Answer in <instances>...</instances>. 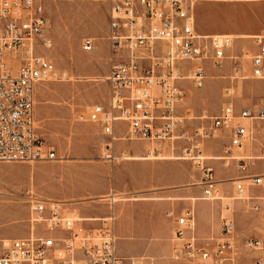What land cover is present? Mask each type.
Listing matches in <instances>:
<instances>
[{"label":"built area","instance_id":"2783aa9c","mask_svg":"<svg viewBox=\"0 0 264 264\" xmlns=\"http://www.w3.org/2000/svg\"><path fill=\"white\" fill-rule=\"evenodd\" d=\"M108 1L109 98L80 114L82 120L98 123L108 137L105 158L114 160L116 139L147 141V155L159 151V144L170 142L174 147L181 141L180 158L192 160L202 174V198L220 199L221 180L205 163L202 145L206 138H222L223 165L235 164L241 173L236 178V199L259 211L260 204H251L252 198L245 195L244 182L261 185L264 179L261 172L246 174L255 160L264 163V95L254 108L245 104L238 107L225 90L219 112L204 111L191 132L186 128L190 111L178 110L185 98L180 81L192 79L197 88H203L207 61L222 68L231 59L234 70L241 69L238 56L229 54L236 38L229 33H200L195 16L197 0ZM251 38L255 49L249 50L247 58L250 74L264 80V33ZM52 46L43 0H0V161L57 158L55 148L39 134L35 114L36 87L42 81L68 76L41 52ZM83 48L91 51L94 39L86 38ZM116 132L124 134L117 138ZM254 151L259 154H251ZM29 211L28 236L0 238V264H137L136 259L118 254L114 213L94 216L101 223L89 225L95 220L82 216L66 202L39 197L30 198ZM166 215L175 224L172 257L186 261L184 264H244L243 249L264 252V238L246 236L240 242L231 215L222 217V237L215 244L214 237L199 240L195 235L193 207ZM259 262L264 264V257ZM146 264L155 263L149 259Z\"/></svg>","mask_w":264,"mask_h":264},{"label":"rangeland","instance_id":"374dc122","mask_svg":"<svg viewBox=\"0 0 264 264\" xmlns=\"http://www.w3.org/2000/svg\"><path fill=\"white\" fill-rule=\"evenodd\" d=\"M43 3L53 46L47 50L41 49V52L51 58L58 70H65L68 74L65 80L42 81L35 91L38 131L55 148L57 158L34 162L0 161V232L7 235L24 233L22 236L0 235V238L29 235L31 197L64 201L69 207L80 211L82 216L114 213L119 255L121 241L151 238L150 235L146 237L131 232L124 236L121 205L134 207L132 213L136 217L139 213L148 212L154 214L159 224L167 221L171 228L172 246L175 244L172 232L175 224L167 218L166 207L176 214L185 208H195L194 232L197 234V205L200 203L210 207V217L215 215L212 227L219 235L215 236L213 244L222 237V217L228 215L235 219L240 242L246 236L264 238V179L261 185L244 182L247 187L245 195L252 198L251 204H260L259 211L246 207L243 200L234 198L238 196L235 181H238L236 178L241 173L235 164L226 167L221 159L214 158L223 154L222 138H206L202 145L203 155L207 157L205 163L213 167L215 178L221 180L220 199L202 198L203 179L200 170L192 160L178 158L182 156L181 141H176L174 147L170 142L159 144V151L156 152L159 158L127 159L136 155L146 157L148 142L116 139L114 160L105 158L104 143L108 137L103 134L98 123L82 120L80 114L87 113L94 103H105L109 98L106 78L111 55L107 38L109 1L43 0ZM195 16L201 33H264V0H199L195 5ZM86 38L94 39L91 51L83 48ZM244 49H255L251 37L236 38L229 50L230 55L238 56L241 67L243 63L246 65L241 73L235 72L231 59L223 68H215L207 61V78L203 88H197L192 79L180 81L185 98L178 110L180 113L190 111L186 120L189 132L199 124L198 116L204 111L213 115L219 112L225 101L226 88L232 89L231 95L238 107L245 104L254 108L264 95V80L239 76L251 75L249 59L242 60L240 57ZM123 134L116 132L115 136L119 138ZM251 154L258 155L259 151ZM254 162L246 174L264 173L263 160ZM110 193L116 195L114 200L109 196ZM101 195L107 198L98 199ZM226 203L231 204L229 211ZM100 223L88 222L89 225ZM242 252L244 264H263L259 261L264 257V252L245 249ZM172 256L173 248L164 260L157 261L142 255L136 257V261L137 264H146L149 259H153L155 264L186 263Z\"/></svg>","mask_w":264,"mask_h":264},{"label":"crops","instance_id":"0c3cea01","mask_svg":"<svg viewBox=\"0 0 264 264\" xmlns=\"http://www.w3.org/2000/svg\"><path fill=\"white\" fill-rule=\"evenodd\" d=\"M204 34H208V33H204ZM231 35H233L235 38H239L236 36L239 34H231ZM249 35L252 36L254 34L249 33ZM244 67L246 69V65H244ZM136 156H133V157H136ZM220 156H216L214 158L220 159ZM144 158L148 159L147 157H144ZM103 196H106V195H103ZM192 199H195V197H193ZM132 208L134 207L127 206V205L120 206V209H122V212H123L120 216L122 218V221L125 224L124 233L126 234H124V236L126 237L127 234H130L131 232L133 234L144 235L146 237L150 235L149 237L151 238H149V240H146V238L127 240L123 236L125 240H123L124 242L123 241L120 242V249H119L120 255L126 259L128 258L136 259V257L147 255V256L155 258L157 261L162 260L165 257L167 258L170 255L171 249L173 248L172 239L170 237L171 228L169 227V223L164 220L163 222L159 224L158 223L159 221L153 217L154 214L152 213L149 214L148 212L139 213L138 216L136 217L132 213ZM166 208L168 209L166 213L168 211H174L172 209H169V207H166ZM182 210H179V212H181ZM197 212L199 215V227L197 229V234L195 232L194 233L198 237V239L203 240L204 238H207L210 236L214 238L215 236H218L219 232L217 230L215 231L214 228L212 227L213 220L215 222V215L212 214L210 217V207L206 205L205 203H200L197 205ZM89 217H92V219L94 218V216H90V215ZM167 218L171 222H173L169 217ZM29 228H30V225H29ZM0 235L5 236L7 234L0 232ZM22 235H24V233L19 232L17 234H11L7 236H22ZM126 263L128 264V261H126Z\"/></svg>","mask_w":264,"mask_h":264},{"label":"bare ground","instance_id":"6f19581e","mask_svg":"<svg viewBox=\"0 0 264 264\" xmlns=\"http://www.w3.org/2000/svg\"><path fill=\"white\" fill-rule=\"evenodd\" d=\"M199 0H197V2H198ZM196 2V3H197ZM196 3H195V5H196ZM233 36V35H232ZM237 37H252V36H250L249 35V33L248 34H239V35H236ZM234 37V36H233ZM235 38V37H234ZM250 57V51L248 50V49H245L244 50V53H243V55H242V60H244V59H247V58H249ZM223 68V67H222ZM245 69V67H244V63H243V66L241 67V69L239 70V69H236L235 70V72L236 73H241V70L242 69ZM241 78H249V76H250V78H252V76L251 75H245V74H240L239 75ZM257 80H259V79H257ZM225 90H228L229 91V93H231V88H226ZM227 94L225 93V96H226ZM147 158H149V157H154V158H159V155L157 154V153H151V154H149V155H147L146 156ZM178 157V156H177ZM178 158H180V157H178ZM127 159H145L144 157L142 158V157H140V156H136V157H133V156H129V157H127ZM220 159H221V156H220ZM236 182V181H235ZM109 196H111V198H112V200H114L115 199V194H110ZM103 198H107L106 196H102V197H99L98 199H100V200H102ZM232 198V197H231ZM234 198H236V197H234ZM226 205V207H227V211H229L230 209H231V204L230 203H226L225 204ZM195 209V208H194ZM91 220H98L99 218H93L92 219V217H89ZM173 234H174V231H173ZM175 240V235H174V239H173V241ZM135 259V258H134Z\"/></svg>","mask_w":264,"mask_h":264}]
</instances>
